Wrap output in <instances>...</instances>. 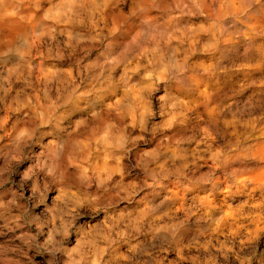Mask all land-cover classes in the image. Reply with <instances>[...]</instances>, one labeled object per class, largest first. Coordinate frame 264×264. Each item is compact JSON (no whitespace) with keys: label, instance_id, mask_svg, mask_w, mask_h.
Listing matches in <instances>:
<instances>
[{"label":"clouds","instance_id":"1","mask_svg":"<svg viewBox=\"0 0 264 264\" xmlns=\"http://www.w3.org/2000/svg\"><path fill=\"white\" fill-rule=\"evenodd\" d=\"M258 65L264 0H0V264H264Z\"/></svg>","mask_w":264,"mask_h":264},{"label":"rangeland","instance_id":"2","mask_svg":"<svg viewBox=\"0 0 264 264\" xmlns=\"http://www.w3.org/2000/svg\"><path fill=\"white\" fill-rule=\"evenodd\" d=\"M253 71H261L264 72V65H258L255 69H253ZM203 87L201 88V90H203ZM255 179L256 181L259 183L261 181H264V171H262L259 174H255Z\"/></svg>","mask_w":264,"mask_h":264},{"label":"bare ground","instance_id":"3","mask_svg":"<svg viewBox=\"0 0 264 264\" xmlns=\"http://www.w3.org/2000/svg\"><path fill=\"white\" fill-rule=\"evenodd\" d=\"M204 87H206V85Z\"/></svg>","mask_w":264,"mask_h":264}]
</instances>
